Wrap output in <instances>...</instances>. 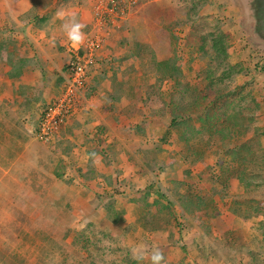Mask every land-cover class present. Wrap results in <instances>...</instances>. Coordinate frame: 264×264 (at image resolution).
<instances>
[{"label": "rangeland", "instance_id": "rangeland-1", "mask_svg": "<svg viewBox=\"0 0 264 264\" xmlns=\"http://www.w3.org/2000/svg\"><path fill=\"white\" fill-rule=\"evenodd\" d=\"M113 1L55 0L53 3L64 4L62 8L68 5L90 6L96 26L93 27L94 30H87V38L98 39L100 47L104 46L106 39L121 41L125 49L128 41L147 44L148 49L144 55L136 56L139 73L132 79L135 80V85L140 81L144 82L141 72L148 69H162L167 75L172 73L186 76L191 85H197L201 81L202 76L207 73L205 69L213 70L217 78L222 76L220 85H227L225 89H221L223 93L233 91V94L223 98V101L226 99L230 104L229 111L241 110L242 117L249 119L242 122L241 128L234 129L242 131L241 140L249 142L254 150L262 146L261 153L264 154V26L259 27L264 21V0H152L146 4H141L145 0ZM115 2L117 3L114 6ZM46 9L41 8V12L37 9L35 13H38V16L48 14L49 10L43 13ZM257 24L259 26L255 27ZM218 34H225V41L229 42L225 59L220 56L215 59L210 48L214 36ZM201 45L203 50H197ZM106 47L113 48L108 44ZM72 51L74 48L70 45L68 61ZM152 54L155 62H150L147 58ZM224 72L232 74L227 76ZM245 83L248 84L244 86ZM167 87L168 82L162 83L161 94L166 92ZM140 92L142 91L136 89L127 91V94H133L132 98L143 102ZM250 96L253 99H250ZM161 97L151 96L149 103H143L144 114L150 107H160ZM153 119L156 121H152L149 127L159 126L160 134L150 138L151 142L148 141L144 149L138 147L139 149L128 152V161L136 166L139 178L135 180L132 176L128 179H118L110 173L103 177V182L108 185L106 189H101L100 184L94 183L97 181L96 174L99 178L102 176H99L93 164V154L87 153L85 166H81L83 164L78 163V160L66 165L51 162L46 168L40 165L32 171L27 167V159H22L11 167L14 154L2 152L3 147H0V264H75L77 258L71 260V257L75 258L80 254L85 258L98 244L103 250L101 256L104 259H101V264L105 261L115 264V253L110 252H117L122 243L131 248L141 243L147 244L150 249L161 248L166 261L163 264L174 263L184 255L181 245L189 248L187 260H194L197 264H224L223 260H213L210 257L209 261H204L203 257H200L199 243L202 245L207 239L212 240L213 235L209 237V234H204V227H200L195 221L191 229L194 242L184 241L186 233L183 234L179 228L178 222H181L182 218L178 214L170 221L168 227H164L165 223L153 226V230L157 229L159 233L149 244L143 240L144 228L138 223V216L129 223L126 218L117 223L107 224L104 221L110 206H114L118 212L123 210L126 214L125 203L129 202L125 199L129 197L127 192L129 195L135 194L151 180L160 181L161 192L166 189L169 191L173 189L171 180L175 178L187 182L191 185L190 189L199 193L202 198H212V205L200 214L205 224L212 226L210 214L214 210L221 211L225 207L229 212L227 205L220 199L222 188L217 181L219 178L215 164L216 156L207 154L188 166L184 172V162L180 157L184 150V141L176 133L162 140L169 115L147 118L143 129L147 128L149 121ZM57 133L58 131L49 141H41L35 136L41 144L49 146L57 140ZM207 138L208 135L202 133L198 135L197 140L204 142ZM158 143L162 148L161 154H168L166 157L156 158L157 164L163 166V171L152 168L154 161L149 163L151 167L145 166L147 158L143 153L140 154L143 150L156 147L155 144ZM199 161L204 162L203 167ZM208 165L211 166L210 169L206 168ZM23 175L29 176L34 184L27 188L19 185L16 181ZM164 182L166 184H163ZM227 189L231 195L254 197L264 205V185L247 193L237 180L231 179ZM130 202L135 204L132 200ZM261 224H264V214L240 223L237 229L247 237H259L262 232ZM167 228L165 233L163 230ZM256 232L257 235H254ZM170 238L173 243H170ZM83 243L88 246H82ZM251 244L257 245L255 241ZM217 248L221 256L226 253L222 246L218 245ZM12 251L17 254L16 260L8 256ZM247 262L252 264L251 260Z\"/></svg>", "mask_w": 264, "mask_h": 264}, {"label": "crops", "instance_id": "crops-1", "mask_svg": "<svg viewBox=\"0 0 264 264\" xmlns=\"http://www.w3.org/2000/svg\"><path fill=\"white\" fill-rule=\"evenodd\" d=\"M151 1L145 0L141 4ZM63 6L64 4L57 5L55 2L43 10V13L48 10L50 13L42 16L40 14L38 16L40 19H32L27 16L21 17L32 8L30 0H0V147H3L2 152L14 154L11 167L18 161L27 159L29 161L27 167L32 171L38 169L40 165L46 168L51 162L66 165L78 160V163L83 164L81 166H85L87 153L90 155L94 153L97 156L92 155L93 164L99 176H102L99 178L96 174L97 181L94 183L100 184L101 189L108 187L103 182V177H107L110 173L118 179H128L133 176V179L137 180L139 176L136 174V166L129 163L128 152L139 149L138 147L144 149L150 138L160 134V128L149 127L152 121H156L153 119L145 128L146 136L144 129L142 132L136 131L135 125L145 113V107L142 106L144 102L132 98L133 94L129 95L125 92L131 86H136L135 80L132 79L134 75H138L139 69L135 61L136 56L128 55L127 45L125 49L121 41L106 39L104 46L96 51L87 83L78 90L77 102L58 128L57 140L48 146L41 144L35 136L38 119L44 108L55 100L59 91L68 83L66 63L71 44L60 28L61 21L57 18V13L76 12L78 19L87 25L83 29L86 38L87 30H94L93 27L96 26L93 14L90 13V6L68 5L62 8ZM106 44L113 48L106 47ZM112 79L115 80L114 83ZM113 84L118 90L114 98H112ZM166 156L167 153H162L159 158ZM82 161L84 162L81 163ZM198 163L203 167V161ZM20 177L16 182L24 188L34 184L29 176ZM126 195L132 198L133 193L129 195L127 192ZM129 197L125 198L129 201L125 203L127 223L137 218L134 210L138 206L136 202L131 203ZM219 210L212 219L211 230L214 237L220 238L223 232L237 229L240 223L245 222L236 218L225 207ZM155 230L149 236L152 239L158 236L159 230ZM167 230L168 228L163 231L166 233ZM192 231L183 232L186 233L185 242H194ZM254 235H257V232ZM243 238L245 239V236ZM243 260L250 259L244 257Z\"/></svg>", "mask_w": 264, "mask_h": 264}, {"label": "trees", "instance_id": "trees-1", "mask_svg": "<svg viewBox=\"0 0 264 264\" xmlns=\"http://www.w3.org/2000/svg\"><path fill=\"white\" fill-rule=\"evenodd\" d=\"M30 1L32 2V8L21 17L27 16L32 19H40L37 13H35L36 10L38 8L45 9L49 7L55 0ZM116 3L113 5L115 6ZM262 25L264 26V21L260 26L257 24L255 27H261ZM222 35L218 34L214 36L210 46L214 52L215 59L219 56L224 59L227 57L229 42L227 43L225 41V34ZM203 48L201 45L197 50H203ZM147 49V44H141L139 42L127 43L128 55L143 56ZM79 51L81 53L82 48ZM153 57L154 55L152 54L147 58L150 62H155ZM204 71L207 73L202 76L201 81L197 85H191L186 76L173 75L172 73L167 75L162 69L157 71L154 69L153 71L150 69L147 71L142 70L141 76L144 82H138L136 86H131L128 91L136 89L142 91L140 93H142L144 103H149L151 96H163L160 98L162 100L160 107H150L149 111L138 120L135 125L136 131L142 132L147 118L152 116L163 117L168 114L169 121L166 122L162 140H166L169 136L176 133L184 141V150L182 149V155L180 156L183 160L182 162H184V172H186L188 166L204 158L205 155L211 153L216 156L215 164L218 168L217 177L219 178L217 181L219 187L222 188L220 199L224 201L227 209L236 218L243 221H250L253 217L264 214V205L254 197L229 194L227 189L228 181L231 179L237 180L247 193L252 189L264 185V154L263 152L261 153L263 148L259 146L258 149L254 150L249 142L241 140L242 131L235 130L234 128H241L242 122L244 123V120L249 121V119L242 117L241 110L236 111L233 109L231 112L229 111L230 104L226 99L223 101V98L233 94V91L228 90V92L223 93L221 89H225L227 85H220L222 76L217 78L213 70L205 69ZM229 73L232 74V72ZM229 73L225 74L224 72L223 74L228 76ZM152 79L154 80L153 82L151 81ZM114 81L112 79L113 83ZM166 82H168L166 92L161 94L162 83L164 84ZM247 84L245 83L244 86ZM113 86L112 98L115 97V93L118 91L115 88V84ZM250 99L253 98L250 96ZM202 133L207 134L208 138L204 142H199L197 138ZM155 145L156 147L143 150L140 154L143 153L147 158L145 166L151 167L149 163L154 161L152 168L163 171V166L158 165L156 162V158L161 154L162 148L159 143ZM206 168L210 169L211 166L208 165ZM171 183L173 184L172 190L168 191L166 189L165 192H161L160 181L157 180L155 182L151 180L139 192L133 194L132 198L130 197L132 201L136 202V204L138 203L136 213L138 223L144 228L142 233L143 240H146L148 244L150 241H153L149 237L153 231V226L165 223L164 227H168L170 221L177 214L182 218V221L178 222L181 232L191 230L195 221L197 225L204 227V234H209V237H211L212 230L210 224H205L203 218L200 216L202 215L201 211H204L212 205V198H202L199 193L191 190V185L184 180L173 179ZM217 214V210H214L210 214V220L214 219ZM106 215L107 218L104 221L107 224L109 222L117 223L125 218V212L123 210L121 212L116 211L114 206L109 207ZM261 229L260 236H255L256 238L241 234L239 229L227 230L221 234L220 238L213 236L212 240L207 239V242H204L199 247L202 255L200 257H203L204 261H209L210 257L213 260H223L224 264H248L247 260H243L241 256L247 255L252 264H264V224H261ZM77 239L79 240V236ZM253 241L257 243L256 246L251 244ZM173 242L170 238V243ZM218 245L222 246V250L226 251L222 256L218 254ZM82 246L87 247L88 245L87 243H83ZM94 248L85 258H82L78 254L80 259L76 256L75 258L71 257V260L77 258L75 264H101V259H104L101 256L103 255L102 246L98 244ZM181 249L184 255L174 263L167 262L168 264H197L194 260H187V248L181 245ZM110 253H115L114 258L116 260H113L115 264H137V261L132 259V248L126 244L122 243L119 249H117V252ZM8 256H12L13 260H16L17 254L15 251H12ZM63 256H66V254H63ZM63 261L66 262V260ZM163 262L165 263L166 261L164 260ZM5 264L7 263L5 262ZM102 264L112 263L105 261ZM144 264H148V261H144Z\"/></svg>", "mask_w": 264, "mask_h": 264}, {"label": "built area", "instance_id": "built-area-1", "mask_svg": "<svg viewBox=\"0 0 264 264\" xmlns=\"http://www.w3.org/2000/svg\"><path fill=\"white\" fill-rule=\"evenodd\" d=\"M113 0H111L112 2ZM100 47L98 39L86 38L82 52L74 48L66 64L68 83L58 97L49 103L38 119L35 135L41 141H49L63 124L66 115L77 102V92L87 83L95 61V50Z\"/></svg>", "mask_w": 264, "mask_h": 264}, {"label": "clouds", "instance_id": "clouds-1", "mask_svg": "<svg viewBox=\"0 0 264 264\" xmlns=\"http://www.w3.org/2000/svg\"><path fill=\"white\" fill-rule=\"evenodd\" d=\"M57 18L61 21L60 28L71 46L79 50L86 40L83 29L87 25L78 19L76 12L61 11L57 13ZM132 259L137 264H144V261H148V264H163L164 252L159 247L150 249L147 244L141 243L132 247Z\"/></svg>", "mask_w": 264, "mask_h": 264}]
</instances>
